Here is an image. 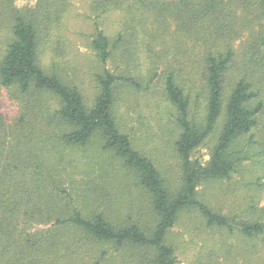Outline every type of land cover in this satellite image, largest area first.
<instances>
[{"label": "trees", "instance_id": "1", "mask_svg": "<svg viewBox=\"0 0 264 264\" xmlns=\"http://www.w3.org/2000/svg\"><path fill=\"white\" fill-rule=\"evenodd\" d=\"M89 8L96 17L131 16L115 38L96 27L90 49L103 65L135 37V24L146 33L147 16L154 41L163 44L160 32L173 27L196 48L200 60L191 65L155 53L147 84L159 76L174 110L180 183H165L118 119V90L141 88L135 78L104 69L89 107L61 76L54 61L64 55L69 1L16 8L14 0H0V89L18 107L10 122L0 115V264H177L171 232L181 221L200 240L210 232L195 264H264V0H90ZM216 129L202 165L193 152ZM94 145L133 176L148 201V223L85 215L66 192L80 163L93 174ZM225 182L228 197L242 194L234 210L222 212L203 200L201 188Z\"/></svg>", "mask_w": 264, "mask_h": 264}, {"label": "rangeland", "instance_id": "2", "mask_svg": "<svg viewBox=\"0 0 264 264\" xmlns=\"http://www.w3.org/2000/svg\"><path fill=\"white\" fill-rule=\"evenodd\" d=\"M69 11L64 15L61 24V35L64 46V55L61 60L56 59L57 69L66 84L76 87L81 93L87 106H91L98 92L99 75L104 69L115 75H129L140 83L141 88H121L118 90L120 101L117 107L119 121L125 125L133 139V146L148 156L158 168L165 183L171 189H177L181 179L180 163L174 152V143L178 134L175 125L174 110L168 106L163 96V81L157 76L148 86L153 76L151 58L155 53L163 50L166 61L176 57L183 63L198 62L200 58L196 48L188 38L173 33L174 28L160 32L163 39L154 41L152 19L145 18L146 33L140 25L135 24L138 33L135 37L119 46L115 53V60L108 61L105 65L98 62L95 53L90 49L96 27L106 36L117 37L124 34L125 22L131 16L121 12H111L101 17H96L90 11V0H68ZM35 0H14L16 8L33 7ZM264 24V20H263ZM151 33L149 36L148 34ZM5 35V34H4ZM3 33L0 34V44H3ZM152 36V37H151ZM244 38L233 43V47H241ZM241 50V49H239ZM122 51H126L121 55ZM127 54V58H125ZM49 55V54H48ZM44 59L48 63L49 56ZM164 60V61H165ZM126 64L128 66H126ZM161 70V67H160ZM202 101L200 100V104ZM203 105V103L201 104ZM18 112L16 103L9 100L4 89H0V115L10 122ZM194 113V111H191ZM191 113V116H194ZM201 113V110L200 112ZM218 129L193 152V160L206 164L217 140ZM88 154L92 155L94 171L91 176L86 173L85 167L80 163V174L67 177L66 192L85 207V215L96 211L103 213L113 220L139 221L148 223L150 219L149 206L146 196L135 185L133 176L127 173L121 164L114 160L109 153H102L99 145H94ZM85 162V159L80 158ZM250 163H244L248 166ZM237 175H233V181ZM228 184L217 183L203 186L202 198L214 209L222 212L232 211L237 207L234 200H239L241 192L228 197L225 189ZM94 188L95 192L92 191ZM86 198L89 202L87 203ZM203 198V200H204ZM193 225L180 222L171 232V241L175 247L177 264H195L201 250L202 240H208L209 231H203L201 240L196 236L198 231ZM208 253V252H206ZM255 264H257L255 260Z\"/></svg>", "mask_w": 264, "mask_h": 264}]
</instances>
